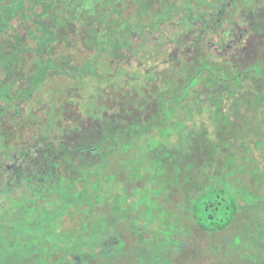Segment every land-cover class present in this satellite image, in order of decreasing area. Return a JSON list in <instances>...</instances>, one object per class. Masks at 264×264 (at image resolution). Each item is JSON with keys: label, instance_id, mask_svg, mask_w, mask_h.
<instances>
[{"label": "trees", "instance_id": "1", "mask_svg": "<svg viewBox=\"0 0 264 264\" xmlns=\"http://www.w3.org/2000/svg\"><path fill=\"white\" fill-rule=\"evenodd\" d=\"M67 1L0 0V120L19 100H28L34 120L36 94L53 95L46 87L59 78L71 80L74 89L75 82L84 87L115 79L121 87L106 93L99 115L83 120L77 114V127L63 128L60 147L67 151L73 141L78 158L74 174L67 162V173L52 168L43 177L36 163L30 186L44 184L51 174L60 187L38 199L31 195L46 211L10 228L28 207L21 196L16 211L1 209L0 264L181 263L193 228L213 236L263 197L237 196L232 181L236 169L245 168L235 166L229 139L240 133L242 111L264 120V7L253 0H131L129 13L128 0H116L107 12L80 23L65 11ZM238 6L245 23L230 31L236 39L212 44L208 37ZM156 55L167 56L182 72L172 71L173 79L153 63ZM205 112L216 141L203 122L199 132L186 131L184 120L194 122ZM141 196L146 209L137 208ZM99 221L100 240L90 239Z\"/></svg>", "mask_w": 264, "mask_h": 264}, {"label": "rangeland", "instance_id": "2", "mask_svg": "<svg viewBox=\"0 0 264 264\" xmlns=\"http://www.w3.org/2000/svg\"><path fill=\"white\" fill-rule=\"evenodd\" d=\"M113 1L115 2L116 0H74V1L70 0L66 2L64 9L65 11L67 10L70 11L72 13L71 16L78 17L80 23H82L85 21L86 16L89 15L93 16V14L98 15L99 13L103 14L107 12L110 3ZM253 1H254V5L264 7V0H253ZM125 6L127 12L130 13L131 11H133L134 6L131 0H128ZM243 14L244 11L243 8H241V6L231 7L226 13L225 22L222 25V27L214 31V33H212L213 36L208 37L211 43L217 45L219 43L216 42V39H220L221 41H223V46H224L226 45L225 42L228 41L229 39H236V36L238 34L230 31L233 29L234 24L243 25L245 23V21H243L242 19ZM98 20H99L98 25L99 27H101L102 25L100 23V18H98ZM162 33L169 34L168 31H163ZM157 43H162V41L159 40ZM165 49L170 51L172 48L165 47L164 50ZM156 57H152L154 58V60H157L154 61L153 63L158 64V68L160 70L166 71L167 74H173V72L175 71L182 72V69H177L178 67L176 68L173 62L168 61L169 58H167V56L158 57L156 55ZM133 68H135V65L133 66ZM141 74L142 71L139 72V75ZM172 77L173 79H175L174 74L172 75ZM58 80H54L51 84L49 83V85H47L48 87H46L48 91L50 90V92L51 91L54 92L53 95H51L50 93L47 96L45 95L46 93L44 95L36 94L37 101L36 100L35 101L37 103L36 104L37 109L36 108H35L36 110L33 109V111L34 110L36 111V112L34 111L36 115L33 119L36 120L35 121L31 120L29 116V119L31 121H34L29 135V145L32 144L38 147V149L43 148L47 142H51L53 143V145H56V143L60 139V136L62 135V131L65 126H68L69 130L73 129V127H77V125H75V123L72 121V119H74L77 114H80L83 120L86 119L87 117H93L99 115V111L105 109L104 104L107 100L106 93L111 88L116 89L118 87L119 88L121 87V83H119L118 79H115V81L114 80L111 81L110 85L107 84L102 85V83L99 84L98 82L92 81V83L89 82L88 85L84 87L77 85V83L75 82L76 85L75 89L74 87H72L74 83L71 80H67V81L61 80L63 83L61 81L58 82ZM67 89H70L69 93ZM58 90L60 94L56 92ZM231 111H230L231 113L230 118L231 120H233L234 119L233 111L232 112ZM241 115L246 116V119L244 118L240 122H237L241 127L240 133L235 135V137H232V139H229V141L231 142L230 152H232L235 156V166L243 165L245 169L244 170L236 169L235 171L236 182L234 181L232 182L233 184L236 183V185L239 186L235 188L237 192V196H239V194L247 195L246 194L247 192L252 197L256 195H263V197L259 199V202H257L255 206L248 204L249 207L247 208L244 207L241 213L238 214V217L264 216V120L260 114H257L256 115L257 118L255 119H250L251 115L248 112L242 111ZM184 122L187 128L186 131H188V129H192L193 131H198V132L202 129L200 125L203 122L204 126H206L205 128L206 134L214 141L218 140L214 132V126L210 122V117L208 113L205 112V114H203L201 117H195L194 122H191L189 120H184ZM39 138H41L40 141ZM13 139L14 138L12 137L11 133L5 130H0V175H2L1 179L4 178V174L6 173V171L4 170V165L6 163H10L9 162L10 156L9 158L8 156L5 157L7 155L8 149L10 150L16 147L14 145L15 140L13 141ZM171 140L174 142L176 140V137L172 136ZM47 150L50 155L53 154L48 147ZM42 151L46 152V150H42ZM48 153L46 152V155ZM55 156L57 158L53 161H51V158L49 157L46 158L47 160L45 163H43V166H46L48 168L44 167L45 170L44 169L41 170L43 166L41 167L39 171V174L41 176L44 177L46 172H48V170L51 169V165L53 164L55 165L52 168H55L54 171L57 172L58 171L56 170L57 166L61 167L65 159L68 157L67 153L63 154L62 157L59 154H56ZM32 160L33 159H31V161ZM36 163L41 164L39 163V161H36ZM36 163H33L35 168L38 166V164ZM62 176L65 178L67 175H62ZM50 177H52L51 174L49 175V179ZM98 178H99L98 180L101 182L102 181L101 177L99 176ZM52 183L53 182L50 183L49 181H47L44 184H40L38 186L36 184H34L33 187L29 185L31 192L30 194L35 199H38L37 196L43 193L44 190H51ZM101 183L104 185V182ZM114 188H115L114 185L110 186V189H114ZM129 190L130 189H126V192H129ZM4 192L5 193L3 194H5L6 197L5 199H1L0 197L1 200L0 211L3 208H8L11 202L9 197H7V194L10 193V190L7 192L5 190ZM18 193L19 192L15 193L14 196H16ZM35 199L30 200V202H32L33 204H31V207H28V209H26L27 211H24L23 216L17 215V219L14 222H12L13 225L11 223L9 224L10 228L11 227L13 228V226L16 227L21 225L22 220L30 219V216L35 215L37 211L43 209L41 208L42 206L40 208L36 206L38 204H36L37 200ZM142 200L144 199H142L141 196L139 200L135 201L138 203L137 208H142L143 206H145L146 209L147 208V205L145 203L146 201L143 202ZM248 200L250 201L251 199L249 198ZM44 203L45 200L43 201L42 205H45ZM107 204L106 206H108ZM109 204L111 206L115 205L113 201L109 202ZM65 210L66 209H64V211ZM44 211L46 210H43V212ZM43 212L41 210L40 215H42ZM139 215L141 216L142 213L140 214L139 212ZM65 216L66 215H63L62 218ZM67 217L68 219L66 220H69L70 216L67 215ZM136 219L140 224L145 225L146 222L141 221L138 217H136ZM100 221H103V219H101ZM100 221L96 222L97 227L92 226L91 231H93L94 234L90 236V239H94V240L99 239L100 238L99 235H101V233L104 231L102 227L103 225H101ZM109 223L107 224L108 227H109ZM65 225L68 226L66 223H63L62 227L63 226L66 227ZM230 232L231 231L225 232L223 237H227L230 234ZM24 236L26 238L29 237V235L27 234V235H21V238H24ZM217 237L218 236L216 235L207 236L202 231L193 228L191 233L187 236V239H189L190 244L185 252L186 255L188 254L190 255V264H199L200 262H204L205 264H213L214 263L213 255L209 251V249H213L216 246ZM43 243H45V241H43ZM44 248L46 247L44 246ZM200 257L203 258L205 257V261H203V259L201 261ZM177 260L178 259H175L176 263L179 264Z\"/></svg>", "mask_w": 264, "mask_h": 264}, {"label": "flooded vegetation", "instance_id": "3", "mask_svg": "<svg viewBox=\"0 0 264 264\" xmlns=\"http://www.w3.org/2000/svg\"><path fill=\"white\" fill-rule=\"evenodd\" d=\"M28 105V100L25 102L24 100L17 101V103L10 106L11 109L7 114V119L0 120V130H5L11 133L12 137L14 138L13 141L15 140L14 145L16 146L14 149H8L7 155L5 157L8 156L9 158L10 156V163H6L4 165V170L6 173L4 174L3 179H1L2 175H0V190L1 192L5 191V187L8 188V191L10 190V193L7 194V197H9L11 200L10 205H12H9V207L13 212L16 211L13 209V204L18 202V198L21 196L24 199L22 205L31 207V192L29 185L30 181H34V179L31 180V173L35 171L33 163H36V159L39 161V163H41L39 165L43 166V163L46 162L47 157L51 158V161H53L57 158L55 156L56 154H59L62 157L63 154L67 153L68 157L65 159L64 163L61 165V167L57 166V168H60L62 171L67 173L68 168H66V164L69 162L71 164L70 171L74 174L79 167L78 158L71 149L73 141L67 146L65 145V149L67 151H63L62 147H60L61 143L63 142L62 135L60 136V139L56 145H53L51 142H47L41 149H38V147L32 144L29 145L30 119L28 114ZM40 140L41 138H39V141ZM50 144L54 149L49 147ZM47 147L53 154L50 155L48 153ZM42 150H46L48 154L46 155V152L43 153ZM31 159L33 160L31 161ZM54 165L55 164L51 165V169L54 167ZM43 167L48 168L46 166ZM45 181L51 182L52 180L45 179ZM55 184L56 182L52 183L51 190L57 191L60 189V187L59 184ZM51 190H45L44 194L49 195L48 192H51ZM17 192L19 193L14 196ZM228 231H231L230 234L227 237H223L224 233ZM214 235L218 236L216 246L213 249H209L213 255V264H264V216H236L230 226H228L223 231L215 233ZM185 252L186 250L183 251V260H181V263L179 264H190V255H186ZM202 259L205 261V257H200L201 261ZM171 261V264H177L174 258ZM199 264L205 263L200 262Z\"/></svg>", "mask_w": 264, "mask_h": 264}]
</instances>
